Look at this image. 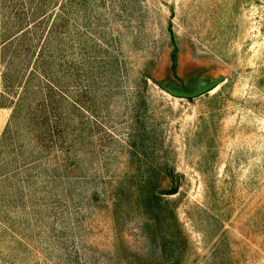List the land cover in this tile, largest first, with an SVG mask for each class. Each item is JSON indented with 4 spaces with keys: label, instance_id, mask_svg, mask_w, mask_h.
I'll use <instances>...</instances> for the list:
<instances>
[{
    "label": "rangeland",
    "instance_id": "1",
    "mask_svg": "<svg viewBox=\"0 0 264 264\" xmlns=\"http://www.w3.org/2000/svg\"><path fill=\"white\" fill-rule=\"evenodd\" d=\"M147 177L184 264H264V0H0V264H166Z\"/></svg>",
    "mask_w": 264,
    "mask_h": 264
},
{
    "label": "trees",
    "instance_id": "2",
    "mask_svg": "<svg viewBox=\"0 0 264 264\" xmlns=\"http://www.w3.org/2000/svg\"><path fill=\"white\" fill-rule=\"evenodd\" d=\"M174 68L176 69V63ZM145 182L146 190L143 198L147 219L143 226L144 231L159 247L162 252L161 258L166 260V264H184L189 235L178 218L176 203L158 192L160 185L151 177H147Z\"/></svg>",
    "mask_w": 264,
    "mask_h": 264
},
{
    "label": "water",
    "instance_id": "3",
    "mask_svg": "<svg viewBox=\"0 0 264 264\" xmlns=\"http://www.w3.org/2000/svg\"><path fill=\"white\" fill-rule=\"evenodd\" d=\"M225 78V75H220L214 79H198L190 88H184L181 85L175 83H165L156 79L154 80L168 93L177 97L191 99L215 90L225 81ZM179 186L180 179L178 178L177 184L175 186L168 189H159V192L163 195L175 194L179 191Z\"/></svg>",
    "mask_w": 264,
    "mask_h": 264
}]
</instances>
